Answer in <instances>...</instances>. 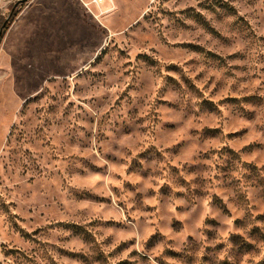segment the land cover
<instances>
[{
	"label": "rangeland",
	"instance_id": "374dc122",
	"mask_svg": "<svg viewBox=\"0 0 264 264\" xmlns=\"http://www.w3.org/2000/svg\"><path fill=\"white\" fill-rule=\"evenodd\" d=\"M0 0V264H264V0Z\"/></svg>",
	"mask_w": 264,
	"mask_h": 264
},
{
	"label": "water",
	"instance_id": "95a60500",
	"mask_svg": "<svg viewBox=\"0 0 264 264\" xmlns=\"http://www.w3.org/2000/svg\"><path fill=\"white\" fill-rule=\"evenodd\" d=\"M26 0H20L19 2H25Z\"/></svg>",
	"mask_w": 264,
	"mask_h": 264
}]
</instances>
